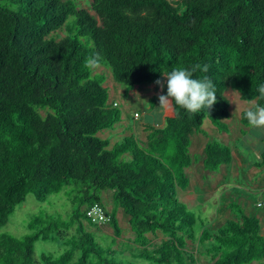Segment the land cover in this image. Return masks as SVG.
Segmentation results:
<instances>
[{"label":"trees","instance_id":"obj_1","mask_svg":"<svg viewBox=\"0 0 264 264\" xmlns=\"http://www.w3.org/2000/svg\"><path fill=\"white\" fill-rule=\"evenodd\" d=\"M94 54L125 95L148 90L174 67L198 66L194 78L213 81L217 102L194 114L173 105L164 126L150 129L145 140L125 135L111 142L114 135L102 132H113L122 113L109 101L106 76L85 66ZM261 84L264 0H90L89 8L76 0H0V227L28 194L45 202L64 192L74 206L67 220L32 215L21 237L1 232L0 264H138L85 231V221L99 229L86 216L94 203L115 237L122 231L118 210L127 219L139 246L134 259L197 264L200 246L209 264H263L260 218L241 211L196 235V218L176 192L188 187L192 136L203 134L205 120L228 132L226 93L246 102L260 95ZM245 111L241 124L248 127ZM231 159L228 146L206 142L204 170L216 172ZM103 193H110V212ZM157 233L163 239L150 249L148 235ZM39 240L63 250L37 259Z\"/></svg>","mask_w":264,"mask_h":264},{"label":"rangeland","instance_id":"obj_2","mask_svg":"<svg viewBox=\"0 0 264 264\" xmlns=\"http://www.w3.org/2000/svg\"><path fill=\"white\" fill-rule=\"evenodd\" d=\"M76 1L79 7L89 8L90 0ZM82 40L88 42V44L92 46V43L88 39L84 38ZM91 73L92 75L102 74L106 76L105 85L110 89L109 101L111 103L116 102L121 113L126 110L131 114L134 112L140 114V117L138 116L139 118H133L134 120L132 118L129 119V124L132 126L131 129L127 128L125 124L118 123L115 127V135L111 139V142L117 141L125 135L131 136L134 134L137 135L139 139L145 140L150 129L164 126L165 117L168 116L169 110L171 112V106L167 107V112L166 107L158 108V93H161V89L155 83L150 88L151 92L147 94L138 92L135 96L130 93L124 95V93L121 94L122 90H120H126L123 85L115 82L120 89H113L115 84L111 78L109 67L98 66L91 69ZM166 92L167 87L165 84L162 94ZM226 95L230 101V117L227 123L231 129V132L227 134V138L230 139L228 140L225 137L226 140H223L222 137L216 134L211 135L209 132V127L211 125L209 120L204 121L202 130L204 131L203 133L207 142L216 141L224 144H226V142H228V144L231 143V150L234 158L237 159L236 163L237 161L239 163L238 168L241 173L239 176L230 178L226 175V178L231 179V181L227 180L229 182L225 180L218 181V173H211L204 170L202 165L203 153L200 151L201 145H199L198 142L197 145L193 144L195 141L194 139L201 138L200 136H193L190 145L192 164L184 170V174H186L189 180L188 188L183 190L177 188L176 192L178 200L185 204L187 209L193 213L196 218V225L194 226L196 235L201 233L202 227H209L212 231L214 227L222 225L227 219L234 218L235 214L239 216L241 211L244 213L248 212V214L251 215L253 214L258 218L264 216V206L255 208L253 205L258 200L264 203V190H258V187H264V181H261L264 175V169L258 173H251L253 163L261 162L260 154L264 152V142H262L264 139V128H253L250 126V129L245 135L242 136L238 134L239 129L242 128L239 121L240 113L252 105L242 101L236 92L229 91ZM113 99L115 101H112ZM109 134L110 132L108 130L104 131L102 132V137L108 136ZM235 135H237V138L233 139ZM235 182L239 183L238 185H241V187L243 186L244 189L250 192L233 189L234 194L232 195V193L229 192L230 188L228 189L227 186L230 184L233 185ZM210 194H214L213 198L215 197V199L209 198ZM102 198L103 205L107 211L110 212L113 207L110 200V193H103ZM243 203L245 206H243ZM231 205H234V207ZM73 207L74 206L64 192L58 195H51L45 202H38L32 194H28L25 201L17 206L10 215L7 224L0 227V233L7 231L16 237H21L28 233L26 222L32 215L44 211L49 215L53 214L59 221H62L68 219V215L72 212ZM117 217L122 230L119 237L114 236L112 228L107 224L98 226V229L89 226L85 221L83 222V226L85 231L94 233L95 239L100 246L109 247L117 251L120 257H124L138 264H149L143 259H134L131 257L132 253H139V246L134 244V234L131 232L127 219L122 216L120 210H118ZM74 232L75 225L71 227L68 234L71 235L74 234ZM148 237L151 239L149 244L150 249L153 245L159 244L163 239L160 233H157L154 237L151 235H148ZM33 249L35 257L39 259L42 253H51L55 256L59 255L63 250V246H59L54 242L39 240L33 243ZM196 255L198 259L197 264H209L210 255L205 249L199 246L196 250ZM252 264L262 263L253 262Z\"/></svg>","mask_w":264,"mask_h":264},{"label":"clouds","instance_id":"obj_3","mask_svg":"<svg viewBox=\"0 0 264 264\" xmlns=\"http://www.w3.org/2000/svg\"><path fill=\"white\" fill-rule=\"evenodd\" d=\"M100 61L99 54H94L85 60V66L94 69L99 66ZM196 67L192 69L174 67L170 72L162 74L161 79L155 81V84L161 89V93H158V108L175 105L193 114L205 108L207 110L212 108L217 102L216 87L207 76L194 78ZM204 71L207 69L205 68ZM165 84L167 93L162 94ZM258 92L259 96L246 101L252 107L246 109L244 118L251 127L264 128V105L258 103V101L264 100V84L258 87Z\"/></svg>","mask_w":264,"mask_h":264},{"label":"crops","instance_id":"obj_4","mask_svg":"<svg viewBox=\"0 0 264 264\" xmlns=\"http://www.w3.org/2000/svg\"><path fill=\"white\" fill-rule=\"evenodd\" d=\"M114 84H115V82H114ZM152 87V85L151 86H149L148 87V90L147 89H139V88H134V89H132L131 91H130V94L131 95H133V96H135V95H137V93L138 92H142V94H147V93H149V92H151L150 90V88ZM113 89L114 90H117V89H120L116 84L114 85V87H113ZM120 90H122V92H121V94L122 93H124V95H125V91L123 90V89H120ZM121 94H119V95H121ZM126 95H128V94H126ZM112 101H115L114 99L112 100ZM168 111V108L166 107V112ZM134 113H137V112H134ZM133 113V114H134ZM133 114H131L130 112H127L126 110H124L123 112H122V115H121V120H120V122H119V124H125V125H127V128H129V129H131V125L129 124V119L130 118H134V116H133ZM241 114V113H240ZM169 115H171V112H170V110H169V114H168V116ZM139 117H140V114H139ZM138 117V118H139ZM167 117V116H166ZM165 117V118H166ZM134 120V119H133ZM239 121H240V123H241V117H239ZM229 122V119L227 120V123ZM242 125V124H241ZM250 126H248V127H244L243 125H242V128H240L239 129V131H238V134H240V135H245L246 134V132L250 129L249 128ZM114 130H115V128H114ZM114 130H113V132H110L111 134H113V135H115V133H114ZM134 130H135V128H134ZM209 132H210V134L211 135H218L219 137H222L223 138V140H226L225 139V137L227 138V134H229L230 132H231V129H230V127H229V131L228 132H220V131H218L216 128H214V127H212V125H210V127H209ZM134 134V133H133ZM135 135V134H134ZM195 135V134H194ZM193 135V136H194ZM137 136V135H136ZM193 136H192V138H193ZM196 136H200V138L201 139H199L198 137V139H194L195 141H194V143L193 144H195V145H197V142H198V144L199 145H201L200 146V151L203 153V148H204V146H205V144H206V142H207V140L205 139V136H204V133L203 134H201V133H199V134H196ZM237 138V135H235V137L233 138V139H236ZM228 139V138H227ZM230 139V138H229ZM228 139V140H229ZM262 142H264V139L262 140ZM221 144H224V143H221ZM224 145H226V146H228L229 148H230V150H231V143L230 144H228V142H226V144H224ZM231 154H232V159H231V162L229 163V164H225V165H222L219 169H218V171H216V172H211V173H218V181L219 180H225L226 182H229V181H231V179H228V178H226V175L230 178V177H233V176H239L240 175V170H239V168H238V166H239V163H238V161H237V163H236V160L237 159H235L234 158V156H233V153H232V150H231ZM235 154V153H234ZM263 154H264V152H262L261 154H260V157H261V162L259 161V162H255V163H253V165H252V168H251V173H258V172H261V170L262 169H264V158H263ZM236 165H237V168H236ZM227 180H229V181H227ZM261 181H264V175H263V177L261 178ZM227 184H229V183H227ZM239 183H237V182H235L233 185H229V186H227V188L229 189V192H231L232 193V195L234 194V192H233V189H237V190H239V191H242V190H244V191H247V192H250L249 190H246V189H244L243 188V186L241 187V185H238ZM225 186V185H224ZM188 188V187H187ZM258 190H264V187H258ZM186 195H188V194H186ZM213 195L214 194H210L209 195V198H211V199H215V197L213 198ZM208 198V199H209ZM205 200H207V199H205ZM257 203H256V205L257 204H261V207H263L264 206V203L263 202H261L260 200H258V201H256ZM222 205V204H221ZM261 219V221L264 223V216L262 217V218H260Z\"/></svg>","mask_w":264,"mask_h":264},{"label":"built area","instance_id":"obj_5","mask_svg":"<svg viewBox=\"0 0 264 264\" xmlns=\"http://www.w3.org/2000/svg\"><path fill=\"white\" fill-rule=\"evenodd\" d=\"M113 106H117V103H112ZM134 117L137 118L138 114L135 113ZM261 204H257V206H260ZM87 218L94 224L98 226L105 225L109 221L108 215L105 214V211L103 207L97 203H94L91 205L87 211H86Z\"/></svg>","mask_w":264,"mask_h":264}]
</instances>
